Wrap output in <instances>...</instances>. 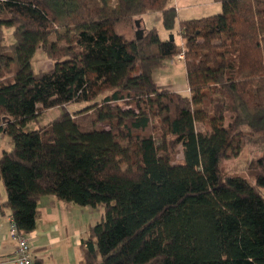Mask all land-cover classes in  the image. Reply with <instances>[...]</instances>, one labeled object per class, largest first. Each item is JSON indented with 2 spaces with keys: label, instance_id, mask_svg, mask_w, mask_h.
<instances>
[{
  "label": "trees",
  "instance_id": "trees-1",
  "mask_svg": "<svg viewBox=\"0 0 264 264\" xmlns=\"http://www.w3.org/2000/svg\"><path fill=\"white\" fill-rule=\"evenodd\" d=\"M170 1L0 0L2 208L29 236L42 197L105 205L81 264H264V0H215L220 13L180 20L182 46ZM150 12L173 40L145 27ZM38 49L52 69L35 72ZM183 51L189 92L159 88L154 72ZM247 145L256 184L223 180Z\"/></svg>",
  "mask_w": 264,
  "mask_h": 264
},
{
  "label": "rangeland",
  "instance_id": "rangeland-1",
  "mask_svg": "<svg viewBox=\"0 0 264 264\" xmlns=\"http://www.w3.org/2000/svg\"><path fill=\"white\" fill-rule=\"evenodd\" d=\"M170 4L178 9V19L172 34L175 41L180 46L183 45L180 35V20L202 18L218 14L222 11V4L215 0H171ZM143 21L146 28L150 29L156 27L162 38H170L171 35L165 31L162 25V14L160 12H150L145 14L143 16ZM13 40L11 30L6 31L5 43L10 44ZM32 65L35 72L48 71L54 67V62L48 59L43 49H38L32 59ZM153 76L159 88L172 89L185 94L189 91L185 65H176L172 62H168L165 67L157 69ZM81 107L82 105L74 104L67 107H58L47 110L42 116L37 120L32 121L27 126V131H32L49 125L60 115V113L65 111V109L73 112ZM198 128L201 129V125H198ZM13 146L14 142L10 136L0 135V156L4 151L11 150ZM260 156L261 150L258 146L247 145L238 157L228 159L222 163L223 180L228 176H238L246 179L252 185H255L258 176L257 161ZM182 158V149L179 147L174 160L181 161ZM1 184L0 195L2 194L3 196L4 190L6 189L2 182ZM262 193L264 195V190H262ZM71 206H75V208L78 209L77 212H72L71 219L73 218V220H76L77 218V220H81L82 223L80 227L82 228L83 235L85 234V227H89L88 224L93 223L94 225L104 219L105 205H99L95 208L81 207L74 204ZM70 224H74V221L67 220L66 218L63 219L62 225L64 228L66 225L68 229L65 248H62L61 251L64 256H66V248L75 247L76 237H74ZM63 263L64 262L61 259L60 262H58V264Z\"/></svg>",
  "mask_w": 264,
  "mask_h": 264
},
{
  "label": "crops",
  "instance_id": "crops-1",
  "mask_svg": "<svg viewBox=\"0 0 264 264\" xmlns=\"http://www.w3.org/2000/svg\"><path fill=\"white\" fill-rule=\"evenodd\" d=\"M0 185H2L1 182ZM6 200L7 193L4 190L3 196L0 195V264H15L17 240L11 233L12 214L9 209L2 208V204ZM71 205L53 196H45L39 200L40 217L37 221L36 230L29 235L35 259L39 261L37 264H58L60 259L64 262L63 264H81L83 259L80 248L82 239L87 236L89 228L95 224H88L89 227H85V234L83 235L80 227L81 220L71 219L72 212L78 211L75 206ZM64 218L74 221V224H70V227L74 237H76L75 247L66 248V256L61 252L62 248H65L68 232L67 226L65 225L64 228L62 225Z\"/></svg>",
  "mask_w": 264,
  "mask_h": 264
},
{
  "label": "built area",
  "instance_id": "built-area-1",
  "mask_svg": "<svg viewBox=\"0 0 264 264\" xmlns=\"http://www.w3.org/2000/svg\"><path fill=\"white\" fill-rule=\"evenodd\" d=\"M175 63L180 65L185 63L184 51L175 59ZM11 233L17 240V248L15 252V264H37L34 252L31 247L29 236H23L19 233L13 218L11 220Z\"/></svg>",
  "mask_w": 264,
  "mask_h": 264
},
{
  "label": "water",
  "instance_id": "water-1",
  "mask_svg": "<svg viewBox=\"0 0 264 264\" xmlns=\"http://www.w3.org/2000/svg\"><path fill=\"white\" fill-rule=\"evenodd\" d=\"M142 35H143V31L142 30L137 31L138 38H141ZM170 39L173 40V36H171Z\"/></svg>",
  "mask_w": 264,
  "mask_h": 264
}]
</instances>
